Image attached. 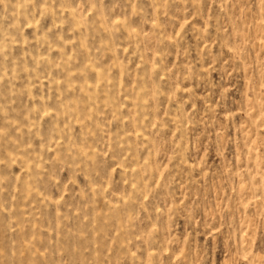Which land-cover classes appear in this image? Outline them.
<instances>
[{"label":"rangeland","instance_id":"1","mask_svg":"<svg viewBox=\"0 0 264 264\" xmlns=\"http://www.w3.org/2000/svg\"><path fill=\"white\" fill-rule=\"evenodd\" d=\"M0 264H264V0H0Z\"/></svg>","mask_w":264,"mask_h":264}]
</instances>
